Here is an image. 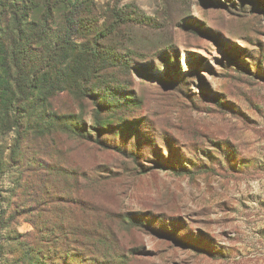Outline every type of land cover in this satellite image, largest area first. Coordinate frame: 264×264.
<instances>
[{
  "label": "rangeland",
  "instance_id": "obj_1",
  "mask_svg": "<svg viewBox=\"0 0 264 264\" xmlns=\"http://www.w3.org/2000/svg\"><path fill=\"white\" fill-rule=\"evenodd\" d=\"M87 7V96L0 50V264H264V0Z\"/></svg>",
  "mask_w": 264,
  "mask_h": 264
},
{
  "label": "trees",
  "instance_id": "obj_2",
  "mask_svg": "<svg viewBox=\"0 0 264 264\" xmlns=\"http://www.w3.org/2000/svg\"><path fill=\"white\" fill-rule=\"evenodd\" d=\"M82 4L83 0H0V50L5 45L20 92L27 90L44 95L46 91L51 96L52 90L61 89L87 96L96 90L102 54L94 46L99 43L89 41L78 50L74 39L93 33L102 40L106 36L99 32L95 16L87 15L92 13L89 7L81 8ZM78 52L86 55L84 60ZM75 72L78 77L72 82L63 81ZM103 108H99L97 116ZM65 126L68 133L83 132L69 123ZM97 126L105 129L110 124L98 119Z\"/></svg>",
  "mask_w": 264,
  "mask_h": 264
}]
</instances>
